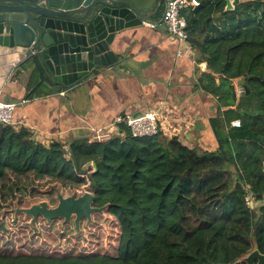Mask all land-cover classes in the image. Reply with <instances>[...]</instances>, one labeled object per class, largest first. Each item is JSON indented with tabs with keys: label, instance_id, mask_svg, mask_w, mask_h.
Wrapping results in <instances>:
<instances>
[{
	"label": "trees",
	"instance_id": "1",
	"mask_svg": "<svg viewBox=\"0 0 264 264\" xmlns=\"http://www.w3.org/2000/svg\"><path fill=\"white\" fill-rule=\"evenodd\" d=\"M197 1L181 15L196 61L208 70L198 87L217 102L210 122L218 148L199 153L161 132L134 138L124 123L106 140L47 146L25 128L0 126V179L9 172L86 184L113 223L97 226L113 233L98 252H0V264H234L254 249L264 254V206L249 205L264 198V0H239L229 10L226 0ZM42 81L31 73L27 99ZM88 163L94 170L83 171Z\"/></svg>",
	"mask_w": 264,
	"mask_h": 264
},
{
	"label": "crops",
	"instance_id": "2",
	"mask_svg": "<svg viewBox=\"0 0 264 264\" xmlns=\"http://www.w3.org/2000/svg\"><path fill=\"white\" fill-rule=\"evenodd\" d=\"M164 8L161 5L152 22L161 19ZM189 47L166 30L143 24L123 31L112 46L116 55L123 56V65L98 70L70 89L59 87L57 94L50 83L44 84L31 99H27L28 68L16 77L10 75L0 100L16 105L12 127L27 129L46 146L52 141H90L97 131H107L110 137L116 119L157 110L166 122L165 127L159 123L163 136L176 137L190 149L215 151L218 142L210 121L219 115L217 102L198 87L201 74L208 70Z\"/></svg>",
	"mask_w": 264,
	"mask_h": 264
},
{
	"label": "water",
	"instance_id": "3",
	"mask_svg": "<svg viewBox=\"0 0 264 264\" xmlns=\"http://www.w3.org/2000/svg\"><path fill=\"white\" fill-rule=\"evenodd\" d=\"M169 1L0 0V92L10 75L28 68L43 78L44 84L50 83L52 93L57 94L59 87L70 89L83 84L98 70L123 65V56L112 50L117 38L123 31L143 24L166 30L163 16L158 22H152L151 17ZM238 3L239 0H226V10ZM244 83L245 79H241L238 86ZM142 116L136 113L132 119ZM88 167L94 170L93 163L82 170ZM56 199V207L40 202L17 208L15 213L21 212L32 220L41 217L46 222L63 219L64 224L73 218L78 231L82 219L89 223L93 214L105 209L94 207L91 192L78 197H62L57 192ZM242 263L264 264V254L254 249L234 264Z\"/></svg>",
	"mask_w": 264,
	"mask_h": 264
},
{
	"label": "rangeland",
	"instance_id": "4",
	"mask_svg": "<svg viewBox=\"0 0 264 264\" xmlns=\"http://www.w3.org/2000/svg\"><path fill=\"white\" fill-rule=\"evenodd\" d=\"M158 123L162 127L166 126V122L160 119V116ZM102 134L104 138L105 135L109 137L107 131ZM92 141L95 140L91 136L90 142ZM198 152L202 153L200 150ZM81 177L84 178L85 175ZM57 192L62 197H70L90 191L86 184L74 187L50 181L48 178L35 179L32 175L19 177L8 172L0 179V252L45 255H63L70 252L88 254L100 251L101 247H108L109 237L113 233L108 237L107 228L105 231L102 229L105 226L110 229L113 223L105 213L92 215L89 223L81 221L78 231L73 225V218L69 223L64 224L61 219L46 222L40 217L32 220L21 212L15 213L17 208H28L40 202L47 203L49 208L56 207ZM250 203L253 207L264 206V198L259 203ZM98 225H101L102 229H97Z\"/></svg>",
	"mask_w": 264,
	"mask_h": 264
},
{
	"label": "built area",
	"instance_id": "5",
	"mask_svg": "<svg viewBox=\"0 0 264 264\" xmlns=\"http://www.w3.org/2000/svg\"><path fill=\"white\" fill-rule=\"evenodd\" d=\"M199 6L197 0H171L166 3L162 16L166 31L171 38L181 44L188 45V34L186 32L187 22L181 15V12L188 8H195ZM190 48V47H189ZM242 89H238V94H242ZM16 105L0 100V126H12V114ZM158 111L153 110L143 113L142 117L132 119L131 116L118 118L113 125L124 123L130 135L134 138L151 137L157 135L161 131L158 123ZM232 126L238 127L239 121L232 123ZM104 138L102 132H94L92 139L95 141H102L108 139L107 135Z\"/></svg>",
	"mask_w": 264,
	"mask_h": 264
},
{
	"label": "flooded vegetation",
	"instance_id": "6",
	"mask_svg": "<svg viewBox=\"0 0 264 264\" xmlns=\"http://www.w3.org/2000/svg\"><path fill=\"white\" fill-rule=\"evenodd\" d=\"M242 264H244V263H242Z\"/></svg>",
	"mask_w": 264,
	"mask_h": 264
}]
</instances>
